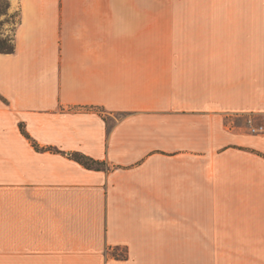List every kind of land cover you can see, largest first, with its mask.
I'll list each match as a JSON object with an SVG mask.
<instances>
[{"label":"crops","instance_id":"crops-1","mask_svg":"<svg viewBox=\"0 0 264 264\" xmlns=\"http://www.w3.org/2000/svg\"><path fill=\"white\" fill-rule=\"evenodd\" d=\"M7 1L0 264H264V0Z\"/></svg>","mask_w":264,"mask_h":264},{"label":"trees","instance_id":"trees-1","mask_svg":"<svg viewBox=\"0 0 264 264\" xmlns=\"http://www.w3.org/2000/svg\"><path fill=\"white\" fill-rule=\"evenodd\" d=\"M5 2V8H3L0 5V16L2 14H6L7 13V7H8V1L7 0H3ZM3 21L0 22V24H2ZM14 49V44L12 41V38L7 37V36H1L0 34V51L1 52H11ZM21 130L24 132V130L21 127ZM73 158L78 161L79 163L83 164L85 167L87 168H93V169H104L105 168V163L101 162V161H97L89 156H86L84 154L81 153H73L72 154Z\"/></svg>","mask_w":264,"mask_h":264},{"label":"rangeland","instance_id":"rangeland-1","mask_svg":"<svg viewBox=\"0 0 264 264\" xmlns=\"http://www.w3.org/2000/svg\"><path fill=\"white\" fill-rule=\"evenodd\" d=\"M5 2L3 0H0V5L5 8ZM4 25H2V27L0 26V34L1 36H7L12 38V34H13V28H14V24L17 20V13H11L9 15L3 16L2 17ZM2 28V30H1ZM4 34V35H3Z\"/></svg>","mask_w":264,"mask_h":264},{"label":"built area","instance_id":"built-area-1","mask_svg":"<svg viewBox=\"0 0 264 264\" xmlns=\"http://www.w3.org/2000/svg\"><path fill=\"white\" fill-rule=\"evenodd\" d=\"M250 123L249 125V130L253 133H259V132H264V125H254L252 124L251 120H248Z\"/></svg>","mask_w":264,"mask_h":264}]
</instances>
